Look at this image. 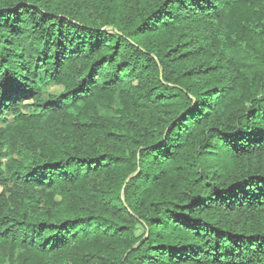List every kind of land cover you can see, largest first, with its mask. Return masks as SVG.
I'll return each mask as SVG.
<instances>
[{"label": "trees", "instance_id": "obj_1", "mask_svg": "<svg viewBox=\"0 0 264 264\" xmlns=\"http://www.w3.org/2000/svg\"><path fill=\"white\" fill-rule=\"evenodd\" d=\"M0 264H264V0H0Z\"/></svg>", "mask_w": 264, "mask_h": 264}, {"label": "rangeland", "instance_id": "obj_2", "mask_svg": "<svg viewBox=\"0 0 264 264\" xmlns=\"http://www.w3.org/2000/svg\"><path fill=\"white\" fill-rule=\"evenodd\" d=\"M62 90H63L62 88L57 87V88L50 89L49 92L51 94L58 95V94H60L62 92ZM30 104H31V102H26L25 103V106L23 107V111L25 113L33 112V109L31 108ZM12 122H13V118L11 116H7L6 119H5V123L8 125V124H10Z\"/></svg>", "mask_w": 264, "mask_h": 264}]
</instances>
